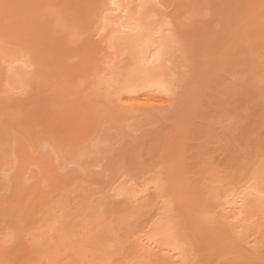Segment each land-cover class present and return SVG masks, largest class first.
Instances as JSON below:
<instances>
[{"label": "rangeland", "instance_id": "obj_1", "mask_svg": "<svg viewBox=\"0 0 264 264\" xmlns=\"http://www.w3.org/2000/svg\"><path fill=\"white\" fill-rule=\"evenodd\" d=\"M117 2L0 40V264H264V0Z\"/></svg>", "mask_w": 264, "mask_h": 264}, {"label": "bare ground", "instance_id": "obj_2", "mask_svg": "<svg viewBox=\"0 0 264 264\" xmlns=\"http://www.w3.org/2000/svg\"><path fill=\"white\" fill-rule=\"evenodd\" d=\"M46 1L49 3L51 0H0V40L21 42L23 39H26L28 40V43L31 42L37 46L43 45L45 43V38H42L43 36L41 33H38L41 31V28L39 25L37 26L34 23V20H37L36 17L38 16L33 15L38 14V7L41 8L43 4L46 3ZM107 2L108 6L109 4L110 6L113 5V7L117 5L115 8H109L110 11H113V13L117 12L116 15L118 14V16H124L126 14V11L120 8V6L117 4L119 1L117 2V0H107ZM29 23H31V25H29ZM128 32L130 33L132 30H129ZM39 36H42V39H38ZM23 42H25V40ZM53 43L55 44L45 47L42 55L47 58H52L55 61L59 57L60 52L59 47L56 46V42ZM155 50L156 49L148 50L141 59L144 67H152V65L157 62L158 55L156 54L157 51Z\"/></svg>", "mask_w": 264, "mask_h": 264}]
</instances>
